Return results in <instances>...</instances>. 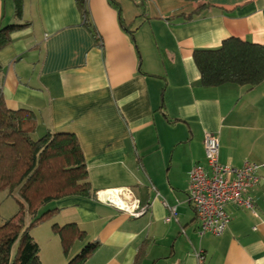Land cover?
<instances>
[{
    "label": "crops",
    "instance_id": "obj_1",
    "mask_svg": "<svg viewBox=\"0 0 264 264\" xmlns=\"http://www.w3.org/2000/svg\"><path fill=\"white\" fill-rule=\"evenodd\" d=\"M82 4L85 15L76 0H22L18 17L13 0H0V26L26 23L0 48V99L32 111L36 134L73 133L95 192L130 187L147 211L130 217L97 198L65 197L52 201L56 224L74 222L83 242L98 241L85 264H198V250L203 264H264V167L246 192L254 211L228 203L219 235L199 232L187 199L206 132L221 163L264 164V81L203 86L192 56L228 37L264 44V0ZM40 254L42 264L67 261Z\"/></svg>",
    "mask_w": 264,
    "mask_h": 264
},
{
    "label": "trees",
    "instance_id": "obj_2",
    "mask_svg": "<svg viewBox=\"0 0 264 264\" xmlns=\"http://www.w3.org/2000/svg\"><path fill=\"white\" fill-rule=\"evenodd\" d=\"M82 1L76 0L85 15ZM195 1L204 6L208 0ZM13 5L15 15L20 17L22 0H13ZM24 25L0 26V48L10 42L14 29ZM192 56L203 86L235 83L249 89L264 81V44L228 37L216 48L194 49ZM36 126L32 111L8 109L0 99V192L14 197L18 207L0 223V264H42L39 245L29 229L56 215L58 208L36 215L39 207L65 197L96 198L76 136L49 130L36 134ZM25 213L31 215L27 225ZM52 229L67 257L65 264H85L99 245L97 240L86 241L78 253L68 256L73 242L85 238L84 231L74 222L61 226L54 223Z\"/></svg>",
    "mask_w": 264,
    "mask_h": 264
},
{
    "label": "built area",
    "instance_id": "obj_3",
    "mask_svg": "<svg viewBox=\"0 0 264 264\" xmlns=\"http://www.w3.org/2000/svg\"><path fill=\"white\" fill-rule=\"evenodd\" d=\"M86 1V0H84ZM204 164H195L188 173L187 199L199 222V232L221 234L228 222L226 205L233 203L254 211V201L247 190L259 181L257 171L264 164L245 161L241 166L221 163L218 158V139L210 132L203 137ZM103 192V195L100 193ZM96 198L114 206L130 217H138L147 211L130 187L99 190ZM175 214L174 207L171 215ZM166 221L169 217L165 218ZM198 264H203L201 250L195 254Z\"/></svg>",
    "mask_w": 264,
    "mask_h": 264
},
{
    "label": "rangeland",
    "instance_id": "obj_4",
    "mask_svg": "<svg viewBox=\"0 0 264 264\" xmlns=\"http://www.w3.org/2000/svg\"><path fill=\"white\" fill-rule=\"evenodd\" d=\"M34 138H37V135L32 134ZM55 205L52 201L45 203L35 213L36 215H40L42 212L54 208ZM17 202L14 197L7 196L4 191L0 192V223L8 219L17 211ZM31 220V215L25 213L24 216V225H27ZM56 223L55 215H52L50 218L33 225L29 232L32 233L33 236H36L38 239V245L40 247V256L43 260L47 263L49 260H52L53 254L56 252L61 257H64L60 244H56V247H51V233H55L52 229V225ZM35 234V235H34ZM85 244V241H77L75 245L70 248L69 255L73 256L74 254L78 253L81 247ZM16 248V243L13 245L12 250ZM49 264V263H48Z\"/></svg>",
    "mask_w": 264,
    "mask_h": 264
},
{
    "label": "bare ground",
    "instance_id": "obj_5",
    "mask_svg": "<svg viewBox=\"0 0 264 264\" xmlns=\"http://www.w3.org/2000/svg\"><path fill=\"white\" fill-rule=\"evenodd\" d=\"M103 194H104L103 192L100 193V195H103Z\"/></svg>",
    "mask_w": 264,
    "mask_h": 264
}]
</instances>
